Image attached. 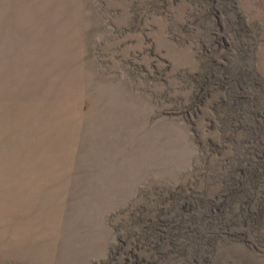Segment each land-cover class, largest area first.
I'll use <instances>...</instances> for the list:
<instances>
[{
  "label": "rangeland",
  "instance_id": "374dc122",
  "mask_svg": "<svg viewBox=\"0 0 264 264\" xmlns=\"http://www.w3.org/2000/svg\"><path fill=\"white\" fill-rule=\"evenodd\" d=\"M262 198L264 0H0V264H264Z\"/></svg>",
  "mask_w": 264,
  "mask_h": 264
},
{
  "label": "crops",
  "instance_id": "0c3cea01",
  "mask_svg": "<svg viewBox=\"0 0 264 264\" xmlns=\"http://www.w3.org/2000/svg\"><path fill=\"white\" fill-rule=\"evenodd\" d=\"M39 104H41V102L35 104L34 106L39 105ZM13 107H14V103H12V111H13ZM32 107L33 106H30V108L26 110V116L24 118V122H25V134H24V137H26V136L28 137L29 136L30 130L28 128H31L32 126H34L36 124H40V126L43 127L44 122H47V118H46L45 114H40V115L38 114L39 106H37V108H35V111L37 112L35 114L32 113V111L34 110V109H32ZM40 110H43V108L42 109L40 108ZM33 116H35L36 119H33ZM19 121H21V120H19ZM54 155H55V153H54ZM56 155L58 157L60 156L63 159H68L69 153L65 149V150H59L56 153ZM41 159H44V157L43 156H40L38 158L34 157V161L31 162V165H29L27 168H32V169L37 171L36 180H34V179H30V180L32 182L34 180L36 183L38 182L41 186H44V184H45L44 180L46 181L48 179V177L46 176V178H45V176H44V175H46V173H45L46 171L44 169V166H41V165H43V162H41ZM37 161H39V163H37Z\"/></svg>",
  "mask_w": 264,
  "mask_h": 264
},
{
  "label": "trees",
  "instance_id": "16d2710c",
  "mask_svg": "<svg viewBox=\"0 0 264 264\" xmlns=\"http://www.w3.org/2000/svg\"><path fill=\"white\" fill-rule=\"evenodd\" d=\"M249 180H251V179L249 178ZM226 183H227V182H226ZM261 201H262V204H264V203H263V202H264V198H262ZM263 208H264V206H263Z\"/></svg>",
  "mask_w": 264,
  "mask_h": 264
}]
</instances>
